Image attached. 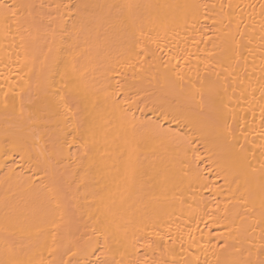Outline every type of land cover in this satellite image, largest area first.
<instances>
[{
  "label": "bare ground",
  "instance_id": "6f19581e",
  "mask_svg": "<svg viewBox=\"0 0 264 264\" xmlns=\"http://www.w3.org/2000/svg\"><path fill=\"white\" fill-rule=\"evenodd\" d=\"M0 264H264V0H0Z\"/></svg>",
  "mask_w": 264,
  "mask_h": 264
}]
</instances>
